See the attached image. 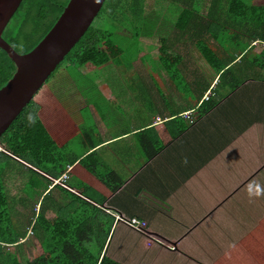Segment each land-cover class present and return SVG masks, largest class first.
<instances>
[{"label": "trees", "instance_id": "obj_1", "mask_svg": "<svg viewBox=\"0 0 264 264\" xmlns=\"http://www.w3.org/2000/svg\"><path fill=\"white\" fill-rule=\"evenodd\" d=\"M67 1L22 0L13 15L15 23L11 34L15 37L9 39L14 49L19 53L30 50L53 25ZM171 1H179L182 7L174 22L175 35L159 38L157 58L176 87L187 94L196 95V103L191 108L195 110L196 116L190 121L191 118L173 114L171 116L174 117L157 125L137 130L134 137L139 146L138 153L144 155L145 161L158 154L193 122L213 110L245 81H264V0L260 3L256 0H209L205 12H202L204 0ZM126 14L131 16L129 24L135 23L131 27L134 30H131L132 36L137 38L141 32L144 0H105L98 16L106 15L111 21L121 23L125 21ZM96 20L46 82L63 63L69 64L72 71L77 72L81 67L93 70L109 62L115 65L119 63L118 55L123 49L114 42L113 32L97 25ZM34 24H42L43 29L39 38L28 44ZM180 38L191 41L215 72L217 80L214 83L201 76L187 80L186 72L190 70L183 54L174 48L175 41ZM21 43L23 46L18 45ZM14 70V63L0 47V87L12 76ZM45 83L0 136V145L4 149L0 150V264H22L15 253L4 250L7 244L18 243L20 237L10 221L4 183L6 167L10 164L13 166L12 161L15 160L23 164L12 155L55 179L66 170L67 164L78 161L104 187L102 194L92 199L98 206L64 186L53 184L52 187H59L68 200L64 204H58L52 199L44 204L50 190L41 197L39 209L35 210L33 223H30L32 231L40 241L42 253L27 259L25 264H123L106 253L107 238L115 217L100 207L121 186L122 177L108 168L95 151L81 159L74 156L64 161L62 147L68 138L67 131L73 128L74 123ZM206 92H212V96L205 99ZM170 125L173 126L172 131ZM239 142L244 144L243 141ZM25 166L29 172L42 176L47 186L52 184V179L32 167ZM32 182L34 180L29 176L25 185L31 186ZM243 186L239 185L238 190L245 189ZM86 188H79L80 193L91 197ZM47 209L54 211L53 217L46 216ZM30 220L29 217L28 221ZM144 227L137 230L148 233ZM212 264H264V215L256 222L251 220L246 234L219 254Z\"/></svg>", "mask_w": 264, "mask_h": 264}, {"label": "rangeland", "instance_id": "obj_2", "mask_svg": "<svg viewBox=\"0 0 264 264\" xmlns=\"http://www.w3.org/2000/svg\"><path fill=\"white\" fill-rule=\"evenodd\" d=\"M256 1L259 3L262 2L261 0ZM208 4L209 0H204L202 12L206 11ZM181 7L182 3L179 1L144 0V15L141 22V32L137 38L132 36L131 29L134 30V28L131 27H133L135 23L133 25L129 24V19L131 18L129 14H126L125 21L121 23L118 21H111L106 15H99L96 18L97 20L95 19L97 25H101L102 28L110 29L113 32L114 42L123 49L121 54L118 55L119 63L116 66L122 81L126 83L124 85L125 88H127L131 94L130 99L133 105H130V100L125 103L126 106L122 105L121 107H116V105H114L116 110L119 111L117 115L120 117L121 121L111 120V124H114L111 129L120 127V125L126 126L129 123L127 122L129 118L131 125L133 123L138 124L139 121L147 119L149 115L153 116L156 113L166 114L173 109L194 106L196 103V95L187 94V92L180 90L169 80L168 73L162 68L157 58L160 44L159 38L173 37L175 35L174 22ZM122 15L121 13V16ZM32 29L34 31L29 38L30 43L28 44L34 43L39 38L43 28L39 30V24H34L32 25ZM174 44H176L174 48L183 54L190 70V73L186 72L188 81H191L192 78H199L200 76L205 80L211 81V83L217 80L215 72L193 47L191 41L186 38H180L176 40ZM18 45L23 46L22 43ZM256 49L258 50V47ZM102 69H106V67ZM81 70L82 69H79L78 72L72 71L69 64L63 63L45 84L60 99L67 97V101L77 105L81 99H84V97L86 99L88 95L86 90L89 84L86 82L94 84V79H96V75H98L97 70L92 76L91 74L87 75L85 70H82V72ZM103 73L104 71L102 72V76H104ZM113 76H116V74ZM108 78L110 77L108 76ZM89 79H91V81H89ZM141 81L147 83V86L151 81L155 85L156 89H151L153 92L151 97H149L147 93H144L147 88L140 89L138 87V83L140 84ZM78 82H80V88L76 84ZM81 83H84V86ZM112 90L118 92L117 89ZM163 91H165L168 96H164L162 99L163 94H159L158 92L163 93ZM256 92V95H254L251 91H238L224 102L220 101L213 108V111H210L211 113H207L196 120V123L193 122L195 123L197 134L205 131L204 136L199 138L201 147L198 150V158L204 163L201 168L205 171H209L210 169L212 171L213 169V172L222 177L226 185H230L234 182V177L230 173L231 169L227 168L228 164L224 163V161H219L217 153L206 161V158L203 157V150H207L208 157L215 149V146L218 147L220 142H224L225 140L229 141L232 136L236 135L247 125V122L253 120L257 115V109L254 106L256 103L254 100L258 98L259 92L262 93V91L257 90ZM209 96H212V92H206L204 94L205 99ZM259 98L260 102L258 105L261 106L264 101V93L261 94ZM108 100V98H103L102 107ZM88 109L84 108L82 117L76 114L71 118L74 123V130L70 140L72 144L74 140L77 142L76 149L78 150L83 148L84 145L81 143L84 139H87L86 135L83 136L84 132L85 134L88 133L91 137L95 135V126ZM184 115L187 116L185 117L186 119L191 118L190 121H193L196 112L195 110L193 111V109H189L184 112ZM218 123L220 126L216 127ZM213 131L215 135L212 136ZM192 141H194L192 135L189 140V137L184 134L181 138L180 146L191 145ZM253 142L264 143V138L256 137ZM222 150L228 153L232 160H237L241 157L242 148L238 143L232 147H223ZM130 154L132 156L135 155L133 151H130ZM12 165L13 166L10 164L6 167L7 170L4 174V183L8 199L10 221L14 231L18 233L25 228L26 224H30L35 210H38L39 207V205H36L38 196L42 193V190L46 188L47 183H44L42 177L38 174L29 172L25 165L16 162V160L12 161ZM245 170H248V167L237 169V173H241ZM211 171H209L210 174ZM29 176L35 180V182H32L31 186L25 185ZM256 184L260 186L264 185V171L260 174L259 178L255 180V185ZM213 186L216 188L218 187L217 184ZM249 188L250 187H247L239 191L237 194L238 196L236 195L230 201H227L224 207L218 209L209 219L187 235L185 240L179 245L181 253L175 250L171 252L161 247H148L145 245V242L141 240L139 234L132 229L122 226H118L116 229L113 227L109 235L110 239L114 233L113 240L110 246L107 247L106 252L111 255L112 252H119L128 260H135L137 262L135 264H212L219 254L246 234L247 225L251 220H255L256 222L257 219L264 215V195L261 198L260 205H258L260 196L250 197L248 195ZM56 189L58 188L48 193L44 204L51 202ZM57 200H59L61 204L65 201L60 195L57 196ZM204 201L206 200H198V203L189 210H179V215L191 218L199 215L201 212V205ZM245 205H247L246 212L249 208L252 212H248L247 216L243 217ZM52 212V214H46L47 217H53L54 211L52 210ZM29 217L31 219L30 221H28ZM123 219L125 220L127 218ZM222 220L224 221L221 227L220 223ZM128 227L130 226L128 225ZM177 230L179 231L180 229L177 227ZM177 230H170V226H163V228H161L164 234L167 233L166 235L169 234L172 236L180 234ZM28 234H30L29 231ZM119 237L122 240V244L119 247L116 246L112 248L113 241ZM130 247L133 248L134 255H130ZM9 250H13V247H10ZM23 250V259L24 257L31 259L39 255L42 252L40 241L34 236L31 245L26 246Z\"/></svg>", "mask_w": 264, "mask_h": 264}, {"label": "crops", "instance_id": "obj_3", "mask_svg": "<svg viewBox=\"0 0 264 264\" xmlns=\"http://www.w3.org/2000/svg\"><path fill=\"white\" fill-rule=\"evenodd\" d=\"M103 67H106V69H102ZM80 69L85 70V73H87V75L91 74V76L92 74H95L96 70L98 72L96 79H94V84L86 82L89 84L87 87L88 89L86 90L88 94L86 96L87 101L84 97V99H81L77 105H75L74 103L67 101V97L60 99L55 93L53 94L56 96L70 118L76 114L82 117V111L84 108H89L88 110L95 126V135L91 137L88 133L85 134L84 132L83 136L86 135L87 139H84L81 143L84 145L83 148L78 150L76 149L77 142L74 140V143L72 144L70 140L74 126L71 130L69 129L67 131L68 138L62 147L64 161H67L65 160L66 158L74 156L81 159L88 153L95 151L108 168L114 170L122 177L121 186L114 193L110 194L101 205L103 210L115 217L112 229L113 227L116 229L118 226L132 229L141 236V240H143L148 247H161L162 249L171 252L175 250L181 253L179 245L185 240L186 236L209 219L218 209L224 207L227 201H230L236 196L240 191L238 190L239 185H244L243 188L250 186L254 188L255 180L258 179L260 174L264 171V143L253 142L256 137L264 138V101L261 106L258 105L260 102L259 97L264 93V81L247 80L234 92L223 99L224 102L238 91H251L254 95H256L257 90L262 91V93L259 92L258 98H255L254 100L256 103L254 106L257 109V115L253 120L247 122V125L236 135L232 136L229 141L225 140L224 142H220L218 147L215 146V149L208 157L207 150H203V157L206 158V161L217 153L219 161H224V163L228 164L227 168L231 169L230 173L234 177V182L230 185H226L222 177L213 172V169L212 171L211 169L209 170L211 171L210 174L208 170L205 171L201 168L204 163L198 158V150L201 147L199 138L204 136L205 131L197 134V129L195 127L196 122L186 128V130L175 139L171 140L169 144L164 146L158 154L151 159L145 161L144 155L138 153L139 146L134 137V133L137 130L142 129L145 126L157 125L174 116L179 115L181 117H187L184 115V112L191 109L193 106L173 109L166 114L156 113L153 116L149 115L147 119L139 121L138 124L133 123L131 125L129 118L127 119V122L129 123L126 126L120 125V127L111 129L114 125L111 124V120L121 121L120 117L117 115L119 111L116 110L114 105H116V107H121L122 105L126 106L125 103L130 100V105L133 106L130 99L131 94L124 86L126 83L122 81L117 66L111 62L93 70H87L84 67H81ZM103 71L104 76H102ZM115 74L116 76H113ZM108 76L110 78H108ZM89 81H91V79H89ZM76 84L79 88L81 87L80 82ZM82 85L84 86V83ZM138 87L140 89L147 88L144 93H147L149 97H151L153 94L151 89L155 88V85L151 81L147 86V83L141 81L140 84L138 83ZM112 89H117L118 92H115ZM158 93L163 94L162 99L164 96H168L165 91H163V93ZM104 97L109 100L102 107ZM173 114L174 116H171ZM219 126L218 123L216 127ZM172 128L173 126L170 125L171 131ZM184 134L189 137V140L192 135L194 141H192L191 145L180 146L181 138ZM213 135H215L214 131L212 133V136ZM239 141H243L244 144ZM236 143L242 148L241 157L237 160H232L228 153L222 150V148L232 147L236 145ZM130 151H133L135 155L132 156ZM185 157L188 161L187 164L182 163V160ZM17 161L22 162L28 167H32L39 173L53 180L52 184L46 186V188L42 190V193L38 196L36 205H39L41 197L46 191L50 190L51 192L55 188H58L53 194V200L56 203L61 204L60 201L57 200V196L59 195L65 199L62 204L68 200L67 196L59 187H52L55 183L64 187L67 186L66 188L73 193L98 205L92 199H94V197H99L100 193L103 192L104 187L101 182L98 181V178L86 170L78 161L66 165V170H64L60 177L57 178L59 181L20 158H18ZM242 167H248V170L237 173V169ZM200 175H203L204 177ZM42 180L44 183H47L43 178ZM214 184H217L218 187H214ZM81 187H87V193L91 195V197H86L81 194V191L79 190ZM198 200H206L201 205V212L199 215L192 218L179 215V210H189L193 208L196 203H198ZM246 207L247 205L244 207L243 217L247 216L248 212H252L250 208L246 212ZM50 213H53L52 210L47 209L46 214L48 215ZM130 217H137L144 221L146 224L144 229L148 233H142L140 230L134 229L131 226L128 227V225L124 223L123 218ZM33 220L34 218L31 220L32 223ZM223 221L224 220L220 223L221 227L223 226ZM32 223L26 224L25 228L18 232L20 236L18 243L7 244L4 247L5 251H10V247H13L11 252L16 254L18 260L22 264H25L26 260L29 259L27 257H24L23 259V249H25L26 246L31 245L32 238L35 236L31 229ZM163 226H170V230H177L178 227L180 230H177V232H180V234L177 236L168 234V236L166 235L167 233L164 234L161 231ZM28 231L30 234H28ZM113 234L110 239L107 238V247L110 246L113 240ZM121 244V238H116L113 241L112 248H115L116 246L119 247ZM109 255L123 264L137 263L133 259L128 260L123 257L119 252H112V255ZM130 255H134V250L131 247Z\"/></svg>", "mask_w": 264, "mask_h": 264}, {"label": "water", "instance_id": "obj_4", "mask_svg": "<svg viewBox=\"0 0 264 264\" xmlns=\"http://www.w3.org/2000/svg\"><path fill=\"white\" fill-rule=\"evenodd\" d=\"M21 1L0 0V47L15 65L12 76L0 87V136L96 19L105 2L68 0L45 35L30 50L19 53L1 33Z\"/></svg>", "mask_w": 264, "mask_h": 264}, {"label": "flooded vegetation", "instance_id": "obj_5", "mask_svg": "<svg viewBox=\"0 0 264 264\" xmlns=\"http://www.w3.org/2000/svg\"><path fill=\"white\" fill-rule=\"evenodd\" d=\"M15 14V13H14ZM13 14V15H14ZM14 17L12 16L11 19L9 20V22L6 24L5 28L3 29L1 36L11 45V43L9 42V39L12 40V34H11V30L13 29V25L15 23L14 21ZM43 28L42 24H39V30ZM38 30V31H39ZM12 46V45H11ZM13 47V46H12ZM14 48V47H13Z\"/></svg>", "mask_w": 264, "mask_h": 264}, {"label": "built area", "instance_id": "obj_6", "mask_svg": "<svg viewBox=\"0 0 264 264\" xmlns=\"http://www.w3.org/2000/svg\"><path fill=\"white\" fill-rule=\"evenodd\" d=\"M206 98H207V97H206ZM0 150H4V149L1 147V145H0ZM56 180L59 181V179H56ZM66 187H67V186H66ZM124 222H125L127 225H129V226H131V227H133V228H135V229H140V228L144 227V225H145L144 221L138 219L137 217H130V218H128V219H125Z\"/></svg>", "mask_w": 264, "mask_h": 264}, {"label": "clouds", "instance_id": "obj_7", "mask_svg": "<svg viewBox=\"0 0 264 264\" xmlns=\"http://www.w3.org/2000/svg\"><path fill=\"white\" fill-rule=\"evenodd\" d=\"M187 162H188V161H187V158L185 157V158L182 160V163L187 164ZM248 195H249L250 197H253V196H255V197H259V196H261V195H264V187L260 186L259 184H256V185L254 186V190H253V187L250 186L249 191H248Z\"/></svg>", "mask_w": 264, "mask_h": 264}]
</instances>
